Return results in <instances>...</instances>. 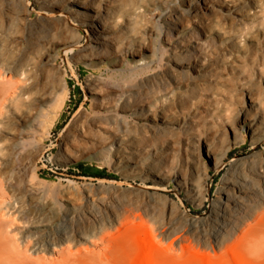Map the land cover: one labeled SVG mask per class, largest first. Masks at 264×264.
I'll use <instances>...</instances> for the list:
<instances>
[{
	"label": "bare ground",
	"instance_id": "1",
	"mask_svg": "<svg viewBox=\"0 0 264 264\" xmlns=\"http://www.w3.org/2000/svg\"><path fill=\"white\" fill-rule=\"evenodd\" d=\"M63 51L93 70L92 109L54 161L111 156L122 178L80 193L37 165L68 98ZM137 219L264 244V0H0V264L84 263L99 245L113 264L110 229Z\"/></svg>",
	"mask_w": 264,
	"mask_h": 264
},
{
	"label": "rangeland",
	"instance_id": "2",
	"mask_svg": "<svg viewBox=\"0 0 264 264\" xmlns=\"http://www.w3.org/2000/svg\"><path fill=\"white\" fill-rule=\"evenodd\" d=\"M83 41H86V38H83ZM59 61L66 69L68 68L65 74L68 80V98L60 110V119H57L56 126L51 130L47 138L44 139L45 153L43 152L37 162L39 171L53 185L66 184L68 180H71L75 185L74 189L76 193H80L82 185L93 186L100 181L106 182L108 180H114L118 183L122 178L111 168V156H108L104 161L87 159V161H74L71 164H58L54 161V153L60 150L62 140L68 129L72 128L73 122L79 119L82 111L92 109V101L86 100L88 95L86 91V79L93 70L82 63L69 64L64 51ZM247 146L248 144L244 146V150L247 149ZM236 151H239V149L234 150L230 155ZM80 164L84 166V169L80 167ZM96 169L104 170L105 176L83 174L85 170L91 173ZM218 176L219 174L214 178L215 181H212L213 188ZM149 183L152 184L149 181L147 185ZM123 185H128V183L125 182ZM170 194L177 197L173 192ZM206 205L207 203L204 207L199 208L193 213L199 214L204 212L208 206ZM137 220L130 226L121 229L112 227L110 229L112 237L110 246L114 249V253L109 251V255L112 257L113 264H264V244L255 247L251 246L250 248L247 247L246 249L243 247L232 248L231 246L213 247L211 245H203L201 242L192 239L186 228H183L178 233V235L180 234L179 237L175 238V235L171 234V231L162 233L157 225ZM15 222L16 225H19L17 221ZM124 235H130L128 243L121 239ZM102 246H97L95 248V255L86 259L84 263L76 258H68V260L61 262L59 261L60 257L57 258L48 254L44 255L39 263H27L25 261L15 263L104 264L101 262V256L105 251ZM7 263L11 264L8 261Z\"/></svg>",
	"mask_w": 264,
	"mask_h": 264
},
{
	"label": "trees",
	"instance_id": "3",
	"mask_svg": "<svg viewBox=\"0 0 264 264\" xmlns=\"http://www.w3.org/2000/svg\"><path fill=\"white\" fill-rule=\"evenodd\" d=\"M80 167L84 169V166L80 164ZM84 175H95V176H105L104 175V170L102 169H96L92 171L91 173L89 171H83Z\"/></svg>",
	"mask_w": 264,
	"mask_h": 264
}]
</instances>
